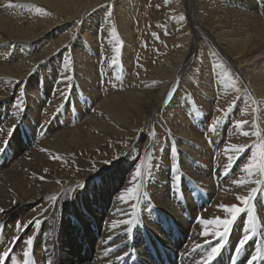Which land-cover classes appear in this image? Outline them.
I'll return each mask as SVG.
<instances>
[{"label":"bare ground","instance_id":"obj_1","mask_svg":"<svg viewBox=\"0 0 264 264\" xmlns=\"http://www.w3.org/2000/svg\"><path fill=\"white\" fill-rule=\"evenodd\" d=\"M1 36L0 87L11 89L0 96V253L15 250L4 264H200L220 242L201 218L227 217L219 205L242 206L237 196L256 187L234 181L257 179L244 166L264 144V0H0ZM209 107L222 112L212 130L198 121ZM254 203L255 236L237 255L241 213L212 264L264 254V192ZM129 219L139 220L131 233Z\"/></svg>","mask_w":264,"mask_h":264},{"label":"snow or ice","instance_id":"obj_2","mask_svg":"<svg viewBox=\"0 0 264 264\" xmlns=\"http://www.w3.org/2000/svg\"><path fill=\"white\" fill-rule=\"evenodd\" d=\"M167 3L168 0H165ZM11 6V5H9ZM39 11V9H38ZM109 16H111V13H108ZM181 20L184 19V17L181 15L180 17ZM118 50V49H117ZM112 63L115 64L116 60L113 59ZM239 91V89H237ZM21 93H23V89H21ZM173 93L169 92V96H171ZM255 103V101H253ZM247 123L246 121H237V127H240L241 125ZM213 129H215V124L212 125ZM15 128L13 129V131ZM244 135H248L247 132L243 133ZM231 148L235 149L237 153L243 152L245 148L247 147L246 145H231ZM3 148H0V151H3ZM173 151H176L175 147L172 149ZM111 161H105V163H110ZM233 162V157H229V165ZM227 167V166H226ZM244 171L248 174L249 177L255 175L257 176V179L255 180H249V179H238L235 180L234 183L238 187H247L250 184L256 185V187H250L248 188V193L247 195H238L237 199L242 202V206H238L236 204L232 205H225L221 204L219 207L223 208L229 215L223 219L216 217L213 218L212 220H205L201 218L200 223L208 226V225H215V229L212 231L211 235L215 238H219V243H217L216 246H213L208 250L200 262V264H212V261L215 260V258L218 256V254L221 251V248L223 247V240L225 237L228 236L229 231L231 230V226L233 223L236 221V219L241 215V213L247 212L248 215V228L245 229V233L243 238L239 241V246L235 249L237 255L240 254V252L243 250L244 245L246 242L250 239H252L255 234H256V225L254 223L255 221V208L256 205L254 201L256 200L257 193L258 192H264V144L261 145V154L258 157L257 154L254 152L251 159L247 164L244 166ZM141 176V169L138 167L136 169V174L133 177V183H135L136 178ZM177 181L181 180V177L178 175L175 178ZM140 185L136 184L135 187H129L126 189V192L129 194H133V198L135 197V193L138 192ZM123 198V197H121ZM55 199V197H53ZM5 209L0 208V212H4ZM33 221L29 220L24 227H27L28 224H32ZM120 223L128 225L127 227V232L131 233L133 230V227L139 223L138 219H129V220H124L121 221ZM35 227L38 229L40 227L41 221L39 219L34 220ZM113 227H116V222H113ZM16 229L17 231L20 230L21 224L20 222H17L16 224ZM201 235L207 236L209 235V232L207 230V227H205L204 232L201 233ZM111 238V237H109ZM18 239V237H14L13 240ZM29 249L31 248V245L33 244V237L29 236L25 242ZM197 247H200V245H197ZM24 257L27 258L30 256V251H25L24 252ZM127 255V253H125ZM9 258V251L5 250L2 253H0V264H4V261ZM118 259H123V257H117ZM264 259V254L261 253V251L258 249L256 254L251 256V259L249 260V264H253V262ZM14 264H21L19 260L14 261ZM23 264H29V261L25 259L23 261Z\"/></svg>","mask_w":264,"mask_h":264},{"label":"rangeland","instance_id":"obj_3","mask_svg":"<svg viewBox=\"0 0 264 264\" xmlns=\"http://www.w3.org/2000/svg\"><path fill=\"white\" fill-rule=\"evenodd\" d=\"M12 1L13 0H8V8L10 7L9 5H11L12 4ZM4 17L5 18H8V19H11L12 21H14L16 24H18V25H20L21 27H26V25H25V16H21V17H14V16H12L9 12H7L5 15H4ZM55 34H56V36L55 37H53V35H50V36H46V37H44L42 40H43V42H46L47 41V43H53V41L57 38V37H59L61 34H62V32L59 30V31H55ZM194 33H192V31H189V39H191L192 37H194ZM2 38H3V36H1L0 37V40H2ZM204 37H201V40H204L203 39ZM37 46H38V43H37ZM18 49H20V48H18ZM151 49L153 50V51H158L159 52V63L160 64H162V66H163V68H165L164 67V65H165V62H164V58H163V49H164V46L163 45H161V44H159L158 46H152L151 47ZM18 51H21V50H18ZM198 51V45L196 46V52ZM62 54V55H61ZM68 57V53L67 52H63V53H58V55L57 56H55L54 58L57 60L58 58H60V57ZM29 56L28 55H23L22 56V58H28ZM53 58V59H54ZM113 58H115V55L113 56ZM52 59V60H53ZM51 60V61H52ZM18 61H20V59L19 60H15V61H11V62H18ZM49 62V61H48ZM117 62H119L118 60H117ZM134 64H135V72H137L138 71V65H140L139 67L140 68H142V67H144V63L143 62H133ZM10 66H12V65H9V66H6V67H10ZM195 66H196V62H194V64L189 68V71H192V70H194L195 69ZM1 78V77H0ZM127 78H131V76H130V74H128L127 75ZM193 78V77H192ZM188 86V85H187ZM165 87V86H164ZM179 87H176V90L178 89ZM10 89H11V84L10 83H7V84H4L3 86H1L0 87V96H5V95H7L9 92H10ZM176 90L174 91L175 93L173 94V96L169 99V100H167L166 101V103L164 104V106L166 107V109H168V113H169V115L170 114H172L173 113V111H174V108H175V106H174V101L172 100L173 98H174V96H175V94H176ZM184 90V89H183ZM186 100H188L187 98H185ZM11 101V100H10ZM190 102H193V100H191ZM11 103H15V101H11ZM94 109H96L95 108V106H92L91 105V110H94ZM5 110H7V108L6 109H2V110H0V115H1V113L2 112H4ZM214 110V108L212 107H209L208 109H206V111L207 112H209L210 113V115L209 116H204V114H202V116H200V120H198L197 118L194 120V122L195 121H203V120H206V123L207 124H209L210 125V127H209V129H213V127H212V125L213 124H215V128L217 127V125H218V119L222 116V112H217V115H216V117H214V115L216 114V112L215 111H213ZM86 113V112H85ZM137 112H129L128 113V118H132L133 116H135V114H136ZM144 117V115H141V118H143ZM158 127H162V126H158ZM155 127H154V123H153V125H152V127H151V130H150V132H151V134H153L154 132H155ZM209 129H206V130H204L205 132L207 131V133H205L204 131L203 132H201V136L203 137V138H207L208 136H210V134H208L209 133ZM149 132V133H150ZM149 133L147 134V137H149ZM17 134L18 135H21L22 136V133L21 132H17ZM204 134V135H203ZM207 136V137H206ZM68 171H70L71 173L73 172V170H72V168L67 164V166L65 167V170H64V172H62V173H60L61 175H62V177H63V179H65V178H69V176L66 174ZM136 174V173H135ZM135 174H133V177L135 176ZM28 179V178H27ZM27 183H28V181H27ZM27 183L24 185V186H22L21 188H25L26 187V185H27ZM86 212H89L88 210L86 211ZM84 230H85V232H90V233H93V230H91V229H89L88 227H85L84 228ZM99 239V234H97L96 235V237H95V243L97 242V240ZM23 242H24V240H22ZM14 251L15 250H13V252L11 253V255H10V257L9 258H11L12 257V255H13V253H14Z\"/></svg>","mask_w":264,"mask_h":264}]
</instances>
